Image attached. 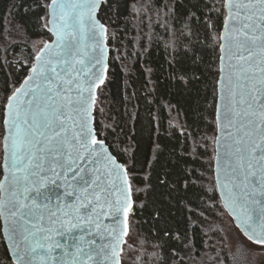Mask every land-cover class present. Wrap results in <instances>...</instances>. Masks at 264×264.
Segmentation results:
<instances>
[{
  "label": "snow or ice",
  "instance_id": "6c2138e0",
  "mask_svg": "<svg viewBox=\"0 0 264 264\" xmlns=\"http://www.w3.org/2000/svg\"><path fill=\"white\" fill-rule=\"evenodd\" d=\"M121 6L129 0H3L0 264H123L135 250L130 216L136 198L154 191L152 176L138 149L98 139L93 115L120 51L110 29ZM191 7L205 18L202 50L218 53L214 127L191 147L183 133L180 154L168 151L156 181L178 203L211 202L228 219L210 225L218 239L203 251L177 241L170 254L177 264H256L264 256V0ZM131 9L143 23L170 5L137 0ZM21 45L29 50L8 59Z\"/></svg>",
  "mask_w": 264,
  "mask_h": 264
},
{
  "label": "trees",
  "instance_id": "16d2710c",
  "mask_svg": "<svg viewBox=\"0 0 264 264\" xmlns=\"http://www.w3.org/2000/svg\"><path fill=\"white\" fill-rule=\"evenodd\" d=\"M194 2L155 0L157 6L167 3L170 9L161 10L159 15L153 12L150 20L145 18L141 23L131 9L137 0H129V8L120 7L110 29L116 32L120 51H113L117 59L111 63L109 80L102 86V92L97 90L94 127L98 139L113 143L119 137L124 141L121 147L130 146L129 154L138 149L147 162L145 172L151 174L154 185V191L136 198L135 214L130 216L132 239L128 241L135 245V250L130 259L124 258L123 264H177L170 247L180 251L179 241L194 245L193 251H203L205 245L218 239L210 225L218 227L228 219L227 215L221 218L211 202L208 205L187 200L178 203L175 193L169 195L170 187L160 186L156 181L157 172L167 163L168 151L175 147L177 155L180 154L185 142L183 133L190 134L186 143L191 147L194 143H206L202 137H210L214 127L210 122L214 119L217 95L214 96L218 53L211 48L202 50L205 18L191 7ZM0 12H3V0H0ZM186 12L190 15H185ZM27 28L33 40H42L30 23ZM28 50L23 45L9 49L8 59ZM4 55L0 49V58ZM160 149L163 155L160 163H156ZM187 167L191 170L193 165ZM196 167L205 171L206 165ZM138 186L144 187L139 182ZM209 206L211 211L207 210ZM165 230L172 241L165 236ZM256 264L260 263L256 260Z\"/></svg>",
  "mask_w": 264,
  "mask_h": 264
},
{
  "label": "rangeland",
  "instance_id": "374dc122",
  "mask_svg": "<svg viewBox=\"0 0 264 264\" xmlns=\"http://www.w3.org/2000/svg\"><path fill=\"white\" fill-rule=\"evenodd\" d=\"M37 43L42 45L43 41L42 40H38ZM224 220H225V223L224 224H227V219L225 218ZM257 261L260 264H264V256L258 257L257 258Z\"/></svg>",
  "mask_w": 264,
  "mask_h": 264
},
{
  "label": "water",
  "instance_id": "95a60500",
  "mask_svg": "<svg viewBox=\"0 0 264 264\" xmlns=\"http://www.w3.org/2000/svg\"><path fill=\"white\" fill-rule=\"evenodd\" d=\"M218 89H219V85L216 84L217 95H216V103H215V107H216V105H217V103H218V96H219ZM221 203H222V201H221ZM0 224H1V233H2V224H3V221H2V220H0ZM13 260H14V257H13Z\"/></svg>",
  "mask_w": 264,
  "mask_h": 264
}]
</instances>
